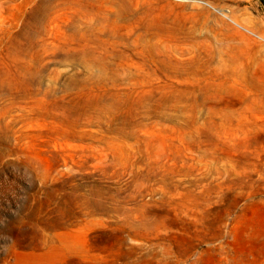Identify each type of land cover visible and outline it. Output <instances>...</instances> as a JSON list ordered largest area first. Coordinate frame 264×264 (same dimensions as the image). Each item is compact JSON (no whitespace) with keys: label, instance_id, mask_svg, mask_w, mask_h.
Here are the masks:
<instances>
[{"label":"rangeland","instance_id":"obj_1","mask_svg":"<svg viewBox=\"0 0 264 264\" xmlns=\"http://www.w3.org/2000/svg\"><path fill=\"white\" fill-rule=\"evenodd\" d=\"M0 264H264V0H0Z\"/></svg>","mask_w":264,"mask_h":264}]
</instances>
